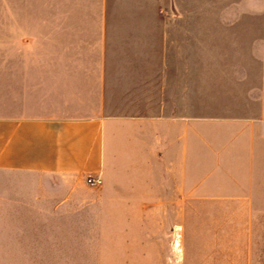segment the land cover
Returning <instances> with one entry per match:
<instances>
[{
	"label": "crops",
	"instance_id": "obj_1",
	"mask_svg": "<svg viewBox=\"0 0 264 264\" xmlns=\"http://www.w3.org/2000/svg\"><path fill=\"white\" fill-rule=\"evenodd\" d=\"M231 1V16L162 17L224 0H27V30L9 23L55 47L0 49V264L254 198L249 179L229 196L193 172L264 153V0Z\"/></svg>",
	"mask_w": 264,
	"mask_h": 264
},
{
	"label": "rangeland",
	"instance_id": "obj_2",
	"mask_svg": "<svg viewBox=\"0 0 264 264\" xmlns=\"http://www.w3.org/2000/svg\"><path fill=\"white\" fill-rule=\"evenodd\" d=\"M231 4V0H224L221 8H161L160 15L184 11L192 15L207 12L231 16L238 12ZM34 13L38 14V9L30 3L27 6V0H0L1 50L55 47L50 41L31 35L24 44L17 33L23 24L9 23L26 19L27 30V16ZM256 155L254 164L260 166L253 168L225 167L217 169L214 175L203 174L209 169H193L229 196L247 191L248 185L240 182L249 179L255 192L253 199H193L186 215L166 217L159 231L80 233L79 247H49L42 260L27 264H264V153ZM123 236H128L127 240H122ZM58 242L68 243L65 239Z\"/></svg>",
	"mask_w": 264,
	"mask_h": 264
},
{
	"label": "built area",
	"instance_id": "obj_3",
	"mask_svg": "<svg viewBox=\"0 0 264 264\" xmlns=\"http://www.w3.org/2000/svg\"><path fill=\"white\" fill-rule=\"evenodd\" d=\"M88 182L91 184H99L101 183V177L90 174L88 175Z\"/></svg>",
	"mask_w": 264,
	"mask_h": 264
}]
</instances>
